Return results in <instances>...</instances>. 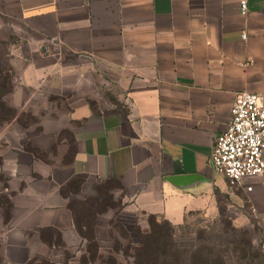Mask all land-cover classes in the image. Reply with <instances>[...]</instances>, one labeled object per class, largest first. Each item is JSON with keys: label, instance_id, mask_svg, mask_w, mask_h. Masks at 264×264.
<instances>
[{"label": "crops", "instance_id": "0c3cea01", "mask_svg": "<svg viewBox=\"0 0 264 264\" xmlns=\"http://www.w3.org/2000/svg\"><path fill=\"white\" fill-rule=\"evenodd\" d=\"M241 1L0 0V61L22 67L0 123V264L46 257L44 230L83 244L68 204L102 184L173 226L223 216L237 193L215 138L237 94H264V0ZM249 185L264 221V176Z\"/></svg>", "mask_w": 264, "mask_h": 264}, {"label": "rangeland", "instance_id": "374dc122", "mask_svg": "<svg viewBox=\"0 0 264 264\" xmlns=\"http://www.w3.org/2000/svg\"><path fill=\"white\" fill-rule=\"evenodd\" d=\"M6 64V60L0 61V123L8 122L14 117V110L9 106L14 102L10 78L22 68L10 71ZM33 119L27 112L21 113L17 118L21 126H28ZM249 182L253 183V180ZM228 186L237 193V199L234 203L229 200L230 207H225L223 216L192 214L180 226L165 224L161 218L151 220L148 216L126 210L127 204L115 183L99 185L84 202L72 203L81 223L96 225L97 236L104 245L112 244V238H117L123 246L126 245L121 230L112 226L115 223L124 226V231L133 238L134 233L128 229L138 228L142 233L147 232L151 223L162 235L160 252L166 259L164 264H177L181 261L178 259L180 257L173 255L174 258L170 259L167 256L168 252L171 253L170 250L186 249L200 254L210 251L212 261L221 260L224 264H264V221L252 212L246 194L235 186ZM136 246L135 244L134 247ZM48 250L45 248L43 253L46 252L45 256L49 261L56 264H80L84 245L75 244L69 249L63 246Z\"/></svg>", "mask_w": 264, "mask_h": 264}, {"label": "built area", "instance_id": "2783aa9c", "mask_svg": "<svg viewBox=\"0 0 264 264\" xmlns=\"http://www.w3.org/2000/svg\"><path fill=\"white\" fill-rule=\"evenodd\" d=\"M240 12H247L245 0L240 2ZM210 164L228 184L246 192L252 190L249 180L264 176V94L236 95L229 124L215 138Z\"/></svg>", "mask_w": 264, "mask_h": 264}, {"label": "trees", "instance_id": "16d2710c", "mask_svg": "<svg viewBox=\"0 0 264 264\" xmlns=\"http://www.w3.org/2000/svg\"><path fill=\"white\" fill-rule=\"evenodd\" d=\"M32 150V149H30ZM33 151V150H32ZM71 186L79 188L81 180L75 179L71 182ZM70 183V184H71ZM82 205V204H79ZM73 203L68 204L73 225L77 234L84 242V253L81 256L80 264H164L166 259L163 258V253L160 252V242L162 235L159 230L153 228V224H149L150 229L147 232H140L138 228H130L129 231L134 233V238L124 231V226L120 224H113L114 228H119L122 232V239L126 245L117 239L112 238L110 245H104L102 240L97 236V228L94 223H81L77 217V212L73 208ZM155 216H149V219H155ZM163 220V219H162ZM165 224L170 223L163 220ZM155 226V225H154ZM39 238L49 248L63 247V243L59 234H54L51 231L39 232ZM124 235V236H123ZM136 241V242H135ZM137 245L134 247V245ZM168 257H180L181 259L177 264H224L221 260L210 259L211 252L196 253L195 250L186 249L183 251L170 250ZM105 255V256H104ZM174 257H173V256ZM27 264H56L49 261L46 257L34 258L27 262Z\"/></svg>", "mask_w": 264, "mask_h": 264}]
</instances>
